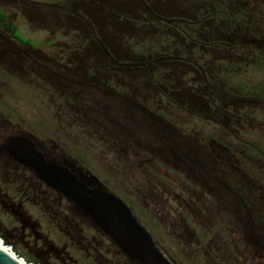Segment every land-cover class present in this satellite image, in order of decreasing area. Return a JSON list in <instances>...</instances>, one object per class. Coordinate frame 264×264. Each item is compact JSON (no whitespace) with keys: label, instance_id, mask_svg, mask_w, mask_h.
Wrapping results in <instances>:
<instances>
[{"label":"rangeland","instance_id":"1","mask_svg":"<svg viewBox=\"0 0 264 264\" xmlns=\"http://www.w3.org/2000/svg\"><path fill=\"white\" fill-rule=\"evenodd\" d=\"M182 1L185 5L179 6L201 16L202 7L211 0ZM31 7L24 0H0V9L14 17L17 36L36 49L31 55L10 40L12 43L5 47L8 51L3 49L7 55H0V231L35 253V248L27 247L33 246L29 231L40 233L46 237L47 246L51 245L45 247L44 256L53 263H138L131 250L134 248L130 246L132 254L126 252L125 257L122 245L114 242L117 234L99 215L84 209L78 199L49 183L36 170L33 174L34 168L26 160L30 155L36 162L35 155L43 154L45 165L61 162L75 172L72 175L80 176L76 168L82 167L101 182L98 188L95 185L96 190L112 193L127 204L167 259L162 261V256L145 248L149 258L162 261L151 264H252L249 260L254 249L247 247L248 240L252 232L262 233L258 230L263 229L253 227L260 225L256 204L264 203L259 199V195L264 197V104L254 111L229 114L224 128L220 122L188 113L185 108H191L178 105L173 93L179 89V95L186 97L179 100H188V91L197 86L204 89L193 72L194 65L197 68L199 64L204 71L210 66L207 74L214 72L227 80L225 91L228 86H236L242 95L263 101L264 55L256 56L250 66H211L209 62L221 57L212 50L165 63L162 57L174 48L177 55L184 56L187 49H178L182 43L176 33L158 25L154 37L141 35L125 45L116 38L120 55L137 61L146 59L150 64L144 70L114 73L107 69L109 66L95 65L101 57L95 60L94 45L86 40L85 33L74 28L76 25L60 27L54 23L58 17L55 12ZM227 7L234 12L236 24L242 26L244 21L239 22L234 10L237 6ZM194 29L191 33L198 39H210L203 28ZM83 51L86 55L79 53ZM149 52L156 53L153 56L159 61L147 59ZM82 61L87 64L82 65ZM213 66L221 72L212 71ZM145 74L150 81H145ZM213 138L233 145L235 157L230 159L228 153L221 152L222 158H218L210 152L209 140ZM216 159L221 164L216 165ZM97 196L105 203L103 195ZM11 205L19 206L25 219L34 225L35 231L29 228L23 237L27 244L16 233L23 220L19 211H11ZM75 208L80 210L76 212ZM223 240L232 255L226 252L224 263L219 256L215 263L211 255L214 247L206 255L208 245L216 243L223 249ZM243 240L248 244L243 242L241 247Z\"/></svg>","mask_w":264,"mask_h":264},{"label":"trees","instance_id":"2","mask_svg":"<svg viewBox=\"0 0 264 264\" xmlns=\"http://www.w3.org/2000/svg\"><path fill=\"white\" fill-rule=\"evenodd\" d=\"M176 1L178 0H85L73 3L71 10L62 8H47L43 6L38 8L55 12L58 17L57 19L54 18V23L61 25L60 27L66 28L67 24L70 26L76 25L74 28L83 34L85 33L87 35L85 36L86 40H90V45H94L95 60L97 56L101 57L97 62L95 61V65L99 64L97 66H109L107 69L114 73H126L136 69L144 70V68L146 66L149 67L150 64V62L146 59H140L137 61L131 57L126 58L124 55H120V52L117 50L118 48L116 49V38L121 39L125 45L129 39L133 40L135 37H141V35L146 34L150 37H154L158 25L165 26L169 29V31L176 33V37L182 43V47L178 49H187V54L184 56L181 54L177 55V53H175L176 49L174 48L172 53L165 54V56L162 57L164 58L165 63L172 64L173 62H177L179 59L185 60L186 57L189 58V56L193 54L197 55L199 51L207 52V50H212L221 53V57L217 58L216 62H209L210 65L217 63L218 68H220V65L223 63L250 66V64L256 62V56L259 54L264 55V0H211L202 7L203 12L201 13V16L196 15L197 13H192V9H189L188 7H181L185 5L184 1L181 0L178 4L175 3ZM146 4L150 6L154 13L161 18L170 20L171 23L164 22L156 18L147 9ZM179 4L181 6H179ZM229 4H235V6H237V9L235 8L234 10H236L235 13H238L237 15L241 19L239 22L242 23V21H244L242 26L240 24H236V22H238L236 20L237 18H234V12L229 11L230 8L227 7ZM31 8L37 9L36 7ZM75 11H79L91 22L96 31L97 39L92 35L89 25H87V23L79 15H77ZM13 19V16H9L0 9V27L2 28V31L9 34L8 40H12L13 42L12 43L10 41L9 43L14 44L17 48L25 49L27 50L26 53L29 52L33 55L32 52L35 53L36 49L28 41H23L17 36V25ZM59 20L61 24L57 22ZM194 28H203L206 33L208 32V35L210 34V39L206 37L204 39H198L191 33ZM238 36L239 38L236 39ZM150 39L151 38H148L147 41ZM7 43L8 42H6L5 39L0 38L1 56L7 55V53L3 51V49L8 51V49H5L6 46H9ZM83 48L85 49L86 47L83 46ZM12 51L14 50H10V52ZM37 52L44 55V53L40 50ZM79 53L86 55L85 51ZM151 53L149 52V54H147V59L153 58L154 60L159 61L158 58L153 56L156 53ZM83 59L81 58V60ZM186 61L189 62V59ZM81 64L86 65L87 63H83L82 61ZM198 65L197 68H195L196 66L194 65L193 72L195 71L197 73V77L200 79L199 81H202V88L204 89H200L197 86L194 88L195 90L188 91V100H179L181 98H186L181 94L179 95V89L173 93L174 97H177L178 99V105L181 104L184 108L187 106L191 108H185L188 113L194 115L195 117L199 116L201 118H205L210 122H220L221 125L226 128L228 125L226 121H229V114L231 116H236L242 112L254 111L261 107L262 103L264 104V100L262 101L261 98H252L242 95L237 90L239 88L236 86H233L232 88L228 86V91H225V87L227 86L226 79H222L214 72L207 74V69H209L210 66H205L204 71V67L201 69V67H199L200 65ZM213 70L221 72V69H215L214 66L212 71ZM200 73L202 75H200ZM146 76L147 75L145 74V81H150V77L147 78ZM229 77L230 75L227 74V78ZM100 84H108L109 87L115 86L109 82H102ZM131 86H133L132 81ZM179 87L181 88L183 85H178V88ZM183 88H185V86ZM185 104L186 106H184ZM82 113L86 114V110L83 109ZM101 118L104 119L103 117ZM209 141L212 144V150H210V152L218 155V158H222V156H219L221 152L228 153L230 159L235 157V154L232 153L233 145H226L222 143V141L214 138ZM124 143L127 146L126 140ZM171 151L174 152L176 156L175 158L179 159L183 164L182 159L175 153V150L172 148ZM214 161L216 165L217 163L221 164V162H218L219 160L217 159ZM38 190H40L39 192L42 194H47L43 189ZM19 205L21 204L19 203ZM19 208V206L14 208V206L11 205V211H19L20 213L16 212L21 216L24 222L23 223L21 221L22 228L16 233L22 239V242L27 244L28 241L23 240V237H25L27 229L30 228V230L32 229V231H35L32 228L34 225L29 224L24 217V213H22ZM103 215L106 225H108L110 229L117 234L114 237V242L122 245L121 247L125 250V257L127 256L130 246L134 248L131 249L132 251H135L136 249L137 252L135 251V253L137 255L146 254L145 248L148 247L140 244V241L145 242V240L130 232L119 212H116L115 209H111L108 215H106V213ZM29 234L33 237V246L28 245L27 247H30V249L31 247L35 248L37 253L22 248L18 243L13 241L12 236L1 231L0 238L3 240L5 245H9L13 252H15L17 256L23 258L27 263H62L50 262L44 256L46 250L45 247H51L50 244L47 246L46 237L42 236L40 233H32L31 231H29ZM44 243H46V245ZM120 251L119 253L122 255V250ZM137 261V264H142L139 262V259H135V262ZM124 264H129V262H124Z\"/></svg>","mask_w":264,"mask_h":264},{"label":"water","instance_id":"3","mask_svg":"<svg viewBox=\"0 0 264 264\" xmlns=\"http://www.w3.org/2000/svg\"><path fill=\"white\" fill-rule=\"evenodd\" d=\"M24 1L30 4L39 5L47 8H62L66 10H71L73 3L83 0H24ZM147 9L156 18L164 22L171 23L170 20L161 18L156 13H154V11L150 8L149 5H147ZM75 13L79 15L90 26L91 31L93 32V36L97 39L96 31L94 29V26L91 24V22L85 16H83L79 11H75ZM35 156L38 158L36 162L39 163V168L43 170L47 176L52 178V179L48 178L50 180L49 183L55 185L56 183L54 181H56L58 184L62 186L64 190L71 193V196L73 198L78 199L80 201V204L83 205L82 207L84 209L89 210V212L95 216L99 215L100 220L102 222L106 223V221L103 219L104 216L103 214L106 213V215H108L111 209H115V211L119 212V214L122 216L125 225L129 227L130 231L133 234H135L138 237H141L143 240H145L148 243L149 246L155 248V244L152 240L151 235L147 232V230L144 227H142L139 224L137 219L133 216L131 209L127 206L125 202H123V200H121L119 197L115 196L112 193L101 192L100 190H96V189L89 190L86 184L84 183L80 185L78 184L76 180L77 176L71 175L69 178L68 168L64 169L53 163H51L49 167L43 163L40 154ZM31 161L32 158L29 155L26 162L30 164ZM70 167L73 168L71 165ZM59 171H63L64 173H60ZM79 174L80 175L83 174L82 170H79ZM84 180L91 183V185H94V187L96 185V188H98L101 183L99 179L93 174H89L88 176H86V179ZM97 195H103L105 199V203L99 202L98 201L99 197ZM1 241L3 240L1 239ZM6 249H8L9 251ZM0 264H27V263L23 258L17 256L15 252L12 251V248L9 245H5L4 247L0 246Z\"/></svg>","mask_w":264,"mask_h":264},{"label":"flooded vegetation","instance_id":"4","mask_svg":"<svg viewBox=\"0 0 264 264\" xmlns=\"http://www.w3.org/2000/svg\"><path fill=\"white\" fill-rule=\"evenodd\" d=\"M83 1H85V0H83ZM79 2H81V1H79ZM25 3V2H24ZM28 3V2H27ZM29 4V3H28ZM30 5H32L33 6V8H35V7H41V6H36V5H34V4H30ZM88 25V24H87ZM90 27V26H89ZM91 29V28H90ZM8 35L9 34H7V33H5L4 31H2V29H0V38H3V39H5L6 40V42H9V40H8ZM92 35H93V32H92ZM29 56V55H28ZM41 155V154H40ZM41 157L43 158L44 157V155L42 154L41 155ZM45 158V157H44ZM27 164H29L28 162H26ZM53 164H55L56 162H52ZM67 163V162H66ZM56 164H59V167H61V168H64L65 169V167H64V165L65 164H63V163H56ZM30 166L32 165V167L34 168L33 169V174H37V172L38 173H40V175L41 176H45V180H49V179H52V178H50L49 176H47L46 174H45V172L43 171V170H41L40 168H39V163H37V162H35V160H32L31 162H30V164H29ZM62 165V166H61ZM70 165L71 164H69V167H70ZM72 167L74 166V165H71ZM29 167V166H28ZM28 167H26V168H28ZM67 168V167H66ZM69 169V176H71L72 174H74L75 172L72 170V169H70V168H68ZM73 169L75 170V168L73 167ZM77 170H78V172H79V170H82V173L83 174H81L80 176H78L77 175V182H79L80 180L82 181V183H83V181H84V179H85V177L86 176H88V174H89V172H87L85 169L83 170V168L82 167H80V168H76ZM27 170V169H26ZM26 170H24V172H26ZM29 170H31L32 171V169H29ZM37 172H36V171ZM30 171V172H31ZM32 174V175H33ZM49 178V179H48ZM33 179L35 180V179H37L34 175H33ZM37 181H40V180H37ZM50 181V180H49ZM56 184H58L56 181H54ZM85 182V181H84ZM40 184H42V185H44V183L43 182H41L40 181ZM55 184V185H56ZM45 186V185H44ZM56 186H61L60 184H58V185H56ZM56 186H54V187H56ZM87 186V188L89 189V190H95V187H90L91 185L89 184V185H86ZM62 187V186H61ZM66 196L68 195V193H66L65 194ZM69 195H71V193H69ZM259 199H263L264 200V197L263 196H260L259 195ZM59 203L60 204H62V198L60 197L59 198ZM262 204V205H261ZM256 206H257V213L260 215V225H256V226H254L253 228L254 229H257V228H263V229H259L258 231H260V232H262V233H253L252 232V235H251V237H252V239H249L248 240V242H249V244L251 245H247V247H249V248H251V249H254V250H252L251 251V259L249 260V254H248V258H247V260H249V263H250V261H252V264H264V203L263 202H261L260 204L258 203V204H256ZM258 206H261V207H258ZM78 210H80L79 208H75V211L77 212ZM80 212H82V211H80ZM83 213V212H82ZM108 228L110 229V227L108 226ZM146 242V241H145ZM145 242H142V241H140V244H142L143 246L145 245V247H148V249L149 250H151V252H152V254L153 255H157V257H161L162 256V258H160V259H162V261L164 260V261H167V259L165 258V256H163V253H161V251L158 249V248H156V245H155V248H153V249H151L150 248V246H148ZM201 242V241H200ZM204 242V241H203ZM225 242H227V241H224L223 240V249H221V247H219V246H217L216 245V243L214 244V246H211V245H208V248H209V250H207L206 251V255H208V254H211L210 252H208V251H212V248L214 247L215 248V252H213L211 255H212V257H213V260H214V262L216 263V260L218 259V256H219V260H220V262L221 263H224V260H223V256L225 257V254H226V252H228V253H230V256L232 255V251L230 250V249H227V245H226V243ZM242 242V244H241V247H243V242L244 243H247L246 242V240H243V241H241ZM248 244V243H247ZM254 247V248H253ZM226 249V250H225ZM155 250V251H154ZM160 253V255L159 254H157L156 252L157 251ZM228 250V251H227ZM136 251V250H135ZM137 252V251H136ZM128 253H130V254H132V252L131 251H128ZM241 253V258H244V256H243V251H241L240 252ZM133 254H135L134 256H136V259H139L140 261H142L143 262V264H144V262L145 263H150V262H153V258H149L148 256H147V254H145V255H137L136 253H133ZM143 259V260H142ZM158 260V259H155V261H156V263H158V262H162L161 260ZM147 261V262H146ZM218 261V260H217ZM174 264H176L175 262H174ZM217 264V263H216ZM226 264H229V263H227L226 262Z\"/></svg>","mask_w":264,"mask_h":264},{"label":"bare ground","instance_id":"5","mask_svg":"<svg viewBox=\"0 0 264 264\" xmlns=\"http://www.w3.org/2000/svg\"><path fill=\"white\" fill-rule=\"evenodd\" d=\"M0 246H2V247H4L5 246V244L1 241V239H0ZM6 250H8V249H6ZM9 251V250H8ZM12 253V252H11ZM26 262V261H25ZM27 263V262H26ZM28 264V263H27ZM31 264V263H30Z\"/></svg>","mask_w":264,"mask_h":264}]
</instances>
